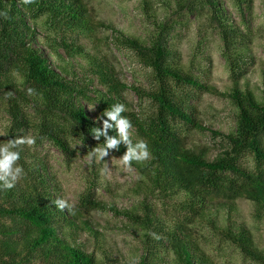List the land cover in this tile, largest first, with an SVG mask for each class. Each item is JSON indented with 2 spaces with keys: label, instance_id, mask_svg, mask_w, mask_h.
<instances>
[{
  "label": "trees",
  "instance_id": "1",
  "mask_svg": "<svg viewBox=\"0 0 264 264\" xmlns=\"http://www.w3.org/2000/svg\"><path fill=\"white\" fill-rule=\"evenodd\" d=\"M157 1L166 11L173 4L176 8L160 20L156 0H141L146 20L153 26L148 40L108 26L117 33L116 41L152 73L153 89L131 87L153 106L149 116L141 117L131 110L126 98L129 87L115 67L105 55L83 44V40H95L99 26L105 25L97 24L84 0H32L28 4L0 0V14L8 17L0 15V103L6 104L10 120L8 140L31 131L41 144L50 142L71 159L75 150L70 131L91 150L99 144L103 147L105 138L97 141L91 129L102 127L97 118L107 108L124 104L122 115L131 121L133 143L144 140L148 145L149 159L134 161L132 166L151 196L204 222L244 257L264 264V251L252 230L236 218V200L244 198L255 204L264 219V99L246 82L255 62L250 28L254 2L235 0L243 26L224 0ZM203 11L219 33L232 81L230 91L224 93L236 111L235 130L229 133L201 121L194 93L221 92L184 68L182 53L173 42L174 26L167 20ZM181 126L210 132L225 141L227 148L211 160L205 149L187 147ZM115 134L109 130V135ZM15 150L24 172L13 188L0 189V264H120L105 251L103 234L83 217L82 211L91 209L112 210L141 230L138 264H216L187 220L167 218L148 201L149 196L139 209H120L100 202L88 188L80 198V210H59L53 202L62 196L46 159L27 145ZM125 152L123 144L118 151H109L119 157ZM248 155L254 161L252 168L245 162ZM85 232L95 238L103 258L80 242Z\"/></svg>",
  "mask_w": 264,
  "mask_h": 264
},
{
  "label": "rangeland",
  "instance_id": "2",
  "mask_svg": "<svg viewBox=\"0 0 264 264\" xmlns=\"http://www.w3.org/2000/svg\"><path fill=\"white\" fill-rule=\"evenodd\" d=\"M84 1L97 24L104 22L105 25L99 26L95 40H83V44L89 51L105 55L115 67L122 82L129 87L126 98L132 106L131 110L141 117L149 116L153 111L152 104L140 98L131 87L153 89L152 73L138 61L131 50L124 48L116 41L117 33L108 27L113 25L127 35L148 40L153 33V26L146 20L141 0ZM224 2L232 17L243 25L235 0H224ZM253 2L254 12L250 28L255 62L249 68L246 82L258 97L264 99V0H253ZM155 8L158 10L160 20H163L164 16L172 13V9L175 10L176 4H173L169 12L156 0ZM167 20L174 26L173 42L182 53L184 68L221 92L219 94L207 91L194 93L193 103L198 108L201 121L214 130L233 132L236 126V111L231 101L224 95L230 91L232 81L222 55L223 44L219 33L210 24L205 11L199 15H186L183 18L171 16V19ZM60 52L63 53V50ZM54 60L61 63L59 59ZM94 109L89 107L91 113ZM30 112L33 113V110ZM9 124L6 104L2 102L0 103V143L8 142ZM181 129L187 147L195 150L205 149L209 152L211 160L227 148L225 141L210 132L186 130L184 126H181ZM29 134L35 139V143L30 146L32 152L46 159L51 173L55 176L62 198L68 200L72 208L80 210V198L88 188L95 192V197L100 202L115 205L120 209H139L141 203L149 196L148 201L154 203L167 218L187 220L194 237L216 264H263L244 257L239 249L221 239L204 222L188 218L185 212L178 210L166 200L155 195L151 196L136 168L132 166L131 170H125L120 164L119 156L109 153L105 160L98 161L91 155V148L70 131L69 138L75 150L74 156L70 159L52 143L41 144L36 134L31 131L27 133ZM245 162L249 168L253 167L254 161L251 156L248 155ZM104 168L108 171L102 175L101 169ZM236 202L237 220L252 230L257 246L264 251V219L257 212L253 202L244 198H239ZM82 212L83 217L89 219L103 234L105 240L103 247L109 255L120 264H138L142 255L139 239L141 230L131 224L125 216L117 215L109 209H91V211ZM80 242L85 244L87 251L95 252L98 257L103 258L99 245L90 234L82 233Z\"/></svg>",
  "mask_w": 264,
  "mask_h": 264
},
{
  "label": "clouds",
  "instance_id": "3",
  "mask_svg": "<svg viewBox=\"0 0 264 264\" xmlns=\"http://www.w3.org/2000/svg\"><path fill=\"white\" fill-rule=\"evenodd\" d=\"M23 3H32V0H23ZM0 15H3L5 19L8 18L6 13ZM32 91L29 89V93ZM125 111V105L117 103L107 108L101 117L97 118L98 121L102 120V127L92 128L91 133L97 141L104 137L105 142L103 147L99 144L92 149L91 155L98 161H103L109 155L110 150L118 151L123 144L126 146V152L118 159L125 170H131L134 161L140 163L148 160L150 152L144 140L133 143L130 135L131 121L122 115ZM109 130H114L116 134L109 135ZM34 143L35 139L30 134L9 139L7 143H0V189L13 188L23 175L24 169L18 164L20 153L15 149L21 145L31 146ZM107 171V168L101 169V174L104 175ZM53 203L61 211L66 208L71 211L73 207L68 200L63 198H58Z\"/></svg>",
  "mask_w": 264,
  "mask_h": 264
}]
</instances>
